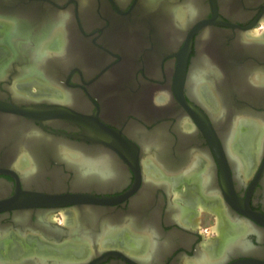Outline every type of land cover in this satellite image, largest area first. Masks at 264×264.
<instances>
[{
  "label": "flooded vegetation",
  "instance_id": "1",
  "mask_svg": "<svg viewBox=\"0 0 264 264\" xmlns=\"http://www.w3.org/2000/svg\"><path fill=\"white\" fill-rule=\"evenodd\" d=\"M14 1L0 0V209L9 200L22 208L0 211V264H264L260 133L242 119L228 143L212 112L187 86L200 38L209 32L208 50L228 75L229 109L264 118V49L235 43L238 35L264 41V0H229L228 11L224 0H201L203 11L172 46L162 33L170 18L163 0H88L86 5L48 0L41 8L26 1L13 7ZM65 15L75 62L66 68L55 62L43 70L34 62L37 44L24 45L38 32L42 53L60 54L64 47L57 30L46 26L53 16ZM19 18L27 24L24 30L17 27ZM239 73L260 74L255 77L260 85L242 88ZM200 92L215 109L208 89ZM216 93L224 101L219 88ZM38 132L77 153L95 158L106 153L119 165L120 176L107 187L97 177L75 178L50 145L33 146ZM159 132L166 134L169 149L158 169L145 160L141 135ZM35 160L46 175L30 172ZM171 210H178V221ZM86 213L127 224L101 236L100 228L80 225ZM153 218L157 243L164 246L174 238L155 258V241L142 234Z\"/></svg>",
  "mask_w": 264,
  "mask_h": 264
},
{
  "label": "bare ground",
  "instance_id": "2",
  "mask_svg": "<svg viewBox=\"0 0 264 264\" xmlns=\"http://www.w3.org/2000/svg\"><path fill=\"white\" fill-rule=\"evenodd\" d=\"M228 1L229 0H224L226 6L224 7L223 10L225 11H228L230 7ZM82 2L83 4L86 5V3H88L89 1L82 0ZM162 2L166 3V7H168L170 11L169 14L170 18L168 19L167 22L162 23V29H163L162 33L166 37L167 44L172 46L174 43L179 42V40L183 38L187 29L194 21L195 16L200 14L201 11H203V7L201 5V0H185L183 6L175 5V4L171 5L169 0H163ZM239 14L240 13H236L237 16H240ZM52 18L53 20L49 19L48 25L46 27H48L49 30H57L56 32L59 34L58 45H60L61 48L64 47L63 50L59 52L60 54H56L53 56L44 55L42 53V48H44L43 45L44 42H42L41 40L42 38L41 33L38 32L36 35L35 34L33 35V38H31L30 41L29 40L26 41V45H24L27 46L28 48H33V46L37 44L35 46L36 57L34 59V62L43 70L50 67L51 64H54L55 62L58 63L61 67L66 68L68 65L75 62L74 60L76 59L74 54V52H76L77 50L76 46L74 47L72 46L73 45L72 41H70L71 42L70 45L67 44L68 35H70L67 30L68 22H70L69 18H67L66 15L62 17L53 16ZM17 21L21 22L22 20L21 18H19ZM60 34H63L64 39L61 38ZM253 35L255 36L259 35V33L255 32L253 33ZM236 38H237L235 42L236 44L245 45L247 43H253L254 45H256V48H259V50L262 51V49H264V41H260V42L253 41V40H249V38L247 37L240 35H238ZM212 39L213 38L209 32L203 33L200 38L201 40L199 47L200 56L197 59V63L193 72L189 75V80L187 85L188 90L194 98L202 102L204 106L208 108L210 112H212L213 119L215 120L217 126L219 128H222V135L228 138V143H230V141L235 137L236 126L238 128L237 123L239 122V120L243 119L245 121L247 120V122L250 121L251 127L259 131L260 133L259 147L261 150H263L264 149V118L253 119L254 116L252 117V115H250L248 112L239 113L229 109L230 105L226 102V98H228V95L224 90V86L228 87L229 85L227 80L228 75L226 73H222L220 66L214 61L213 56H211L208 50L210 48V43L213 41ZM255 77H258V79H260L262 76L260 74H255L254 76H251L249 74L246 76H240L239 73L237 81L239 85L242 86V88H246L247 85L249 84L259 86L260 84L255 80ZM202 87L207 88L208 91L210 92L212 99L216 104L214 107L215 109H212L210 107L211 105H209L208 107L206 102L203 100L202 93L200 92L202 90ZM216 88L217 89L219 88V90L223 92V96L225 97L224 101L220 99L219 95L216 93ZM241 93L243 96H245L247 94L246 89H242ZM69 99L71 101V97H69ZM159 100L161 101V98L158 99V101ZM240 115H244V116L241 117ZM239 116L241 118L237 120ZM183 126L185 127V125ZM179 129H181L182 131L183 127L181 128L180 126ZM18 130H19V134L21 132L23 133L21 128H18ZM134 133L135 136H138L137 131H134ZM165 135L166 134H164L163 132H159L155 134L152 133L149 136L141 135V143L144 146V154L146 157L145 160L149 163H153L152 165L155 166L157 165L158 169L163 166V163L162 165H160V163L162 162L161 159L163 156H165V154L168 152L169 149V142L168 140H166ZM20 136H22V134ZM46 145L47 146L50 145V147H52L53 149L54 155L57 157V160L61 164H63L66 169L73 172L75 174L74 175L75 178L83 182L90 178L97 177L101 182V186L106 185L107 187V185L110 184L111 179L118 178L120 176L119 165L117 163H114L110 159V156L107 155L106 153H102L101 158H95L93 154L90 156L87 154H83L82 152L77 153L75 149L71 148L69 144L59 140H48L47 138H42L41 134L38 132L37 135L34 137L33 146L36 149H40L43 147L45 148ZM151 148L153 149L155 148L154 150L156 152H154V150L152 151ZM32 163L33 164L31 165H33V167L30 171L31 173H33L36 177L41 175L43 176L46 175L47 172L41 169L39 160H35V162ZM60 174H61L60 170H56L53 172V175L55 177H59ZM29 176L31 175L29 174ZM238 179H240L239 176ZM176 211L178 212V210H171V216L173 220L178 221L179 219L177 217ZM85 215L87 218H84L83 216L79 218L80 225L83 227L86 225H91L100 228L101 236L106 235L111 230L116 229L120 226L124 227L127 224L119 220L118 218L100 217L99 215H97V213L96 214L86 213ZM85 219H88V221H86ZM19 223L24 224L25 222L19 219ZM40 225L44 226L45 223L43 221H40ZM142 230L144 231V233L142 234H144L145 237H148L151 241H155L154 246L152 245L153 258L159 256L160 250H162L164 246L166 247L168 245L172 246V243L170 244L169 241H171L174 238H171V240L170 238H168L166 241H164V246L161 243H157V240H155V236H159L158 225L155 218H153V221L152 223L149 224V226H147V224L144 225ZM83 234H86L87 236V233H83ZM91 237L93 238V236ZM199 258L200 259L205 258V255L201 254Z\"/></svg>",
  "mask_w": 264,
  "mask_h": 264
},
{
  "label": "water",
  "instance_id": "3",
  "mask_svg": "<svg viewBox=\"0 0 264 264\" xmlns=\"http://www.w3.org/2000/svg\"><path fill=\"white\" fill-rule=\"evenodd\" d=\"M23 1H26L25 3H27V5H36V6H38L39 8H41V7H44V5L47 7V1L48 0H31V3H30V0H16V1H14V2H11V4H12V6L13 7H15V5L16 4H19V5H21V3L23 2ZM33 1V2H32ZM69 3L68 4H70V2H74V3H76V4H78V2L80 1V0H67ZM30 3V4H29ZM34 3V4H33ZM44 3V4H43ZM46 3V4H45ZM11 6V5H10ZM16 9V8H15ZM189 43L187 44V50L186 51H184L185 52V57H184V59H183V66H182V70H181V75L177 78V80H178V82H180V83H182V81H183V78H184V68H185V62H186V55H187V53H188V50H189ZM5 206H4V208H1L0 209V211H4V210H10V209H13V208H22L20 205H19V202H15L14 200H9V201H5L4 203H3ZM258 217H259V219H261L262 221H264V216L263 215H258Z\"/></svg>",
  "mask_w": 264,
  "mask_h": 264
},
{
  "label": "rangeland",
  "instance_id": "4",
  "mask_svg": "<svg viewBox=\"0 0 264 264\" xmlns=\"http://www.w3.org/2000/svg\"><path fill=\"white\" fill-rule=\"evenodd\" d=\"M21 25V26H20ZM26 23H25V21H22L21 23H18V28H21L22 30H24V27H26ZM263 26H264V23H263Z\"/></svg>",
  "mask_w": 264,
  "mask_h": 264
}]
</instances>
